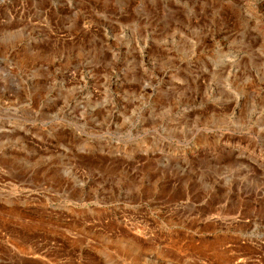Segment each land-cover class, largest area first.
Instances as JSON below:
<instances>
[{
	"label": "rangeland",
	"instance_id": "rangeland-1",
	"mask_svg": "<svg viewBox=\"0 0 264 264\" xmlns=\"http://www.w3.org/2000/svg\"><path fill=\"white\" fill-rule=\"evenodd\" d=\"M0 264H264V0H0Z\"/></svg>",
	"mask_w": 264,
	"mask_h": 264
}]
</instances>
